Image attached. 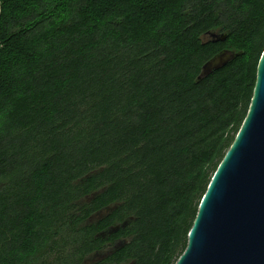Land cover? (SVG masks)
Listing matches in <instances>:
<instances>
[{"label": "trees", "instance_id": "16d2710c", "mask_svg": "<svg viewBox=\"0 0 264 264\" xmlns=\"http://www.w3.org/2000/svg\"><path fill=\"white\" fill-rule=\"evenodd\" d=\"M263 49L264 0H0V264H175Z\"/></svg>", "mask_w": 264, "mask_h": 264}, {"label": "water", "instance_id": "95a60500", "mask_svg": "<svg viewBox=\"0 0 264 264\" xmlns=\"http://www.w3.org/2000/svg\"><path fill=\"white\" fill-rule=\"evenodd\" d=\"M208 35L214 42L227 37ZM240 54L219 51L198 79ZM175 264H264V49L247 114L213 173Z\"/></svg>", "mask_w": 264, "mask_h": 264}]
</instances>
